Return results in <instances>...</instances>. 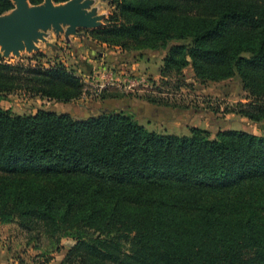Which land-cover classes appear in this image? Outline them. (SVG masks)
<instances>
[{
    "label": "trees",
    "instance_id": "1",
    "mask_svg": "<svg viewBox=\"0 0 264 264\" xmlns=\"http://www.w3.org/2000/svg\"><path fill=\"white\" fill-rule=\"evenodd\" d=\"M112 7L90 33L94 42L165 51L162 80L186 68L202 84L239 77L252 103H239L237 113L264 121V0H113ZM12 8L0 0V15ZM36 58L45 55L0 62V100L18 92L82 98L83 77L62 64L32 65ZM246 196L264 212V136L226 130L213 138L201 128L162 134L124 111L77 119L0 108V223L31 233L35 218L58 241L74 237L63 264H264V229L232 204L213 202Z\"/></svg>",
    "mask_w": 264,
    "mask_h": 264
},
{
    "label": "rangeland",
    "instance_id": "2",
    "mask_svg": "<svg viewBox=\"0 0 264 264\" xmlns=\"http://www.w3.org/2000/svg\"><path fill=\"white\" fill-rule=\"evenodd\" d=\"M11 1L13 8L0 16L9 17L17 10L19 0ZM25 1L30 8L34 7L29 0ZM49 1L54 7L70 9L69 4L73 0L67 2L44 0V2L38 6H45ZM112 1L113 0H81V6L86 10V17L92 22L90 27H73L61 24L35 30L41 31L39 33L42 34V38L40 40L36 39L35 43V47L39 49L38 51L35 49L33 51L27 50L25 41L22 42L24 48L22 51H19V53L18 51L7 52L0 46L1 60L14 64H27L29 58L36 54L43 53L45 58H36L35 61H32V65H41L46 68L56 64L65 65L81 77L85 74L83 78L84 81H86V87L90 88L88 83L89 80L86 77L88 74L83 72L87 67L81 65V63H86L84 58L89 55L91 59H95L99 63H102V65L98 64L96 66L97 68L108 67L114 69L118 74L124 72L146 74L153 81H156L154 88L146 89L140 93H133V95H154L158 96L159 99L164 100V104L170 107L166 110H168L171 115H166L165 117H173L172 119H174V122L176 123H174L176 128L173 129L170 127L171 125L168 124L171 134L180 136L188 135L190 129L197 128V125L201 127V129L208 130L213 138L216 137L219 132L226 130H244L257 136H264V121H251L250 119L239 115L237 113L238 111H236L238 110L237 105L239 103L244 105L252 103V100L248 98V93L245 91L242 80L239 77H234L217 83L209 82L202 84L196 80L193 70L191 68H186L179 77L174 76L165 80H162V78L155 80L154 75L147 72L149 69L147 70L146 68L148 67L145 66L143 69L138 65H141L142 57L140 55H144L141 54V51L122 53L119 55V57L121 56V59L124 58V60L128 62L127 64L129 66H127V68L119 69L117 66H112L109 62L107 63V61H115V59H112L111 57V52L116 51L117 49H108L106 46L97 44L92 40L90 33L105 25L113 11ZM48 47L51 48L49 49ZM148 53L149 52H147V54ZM156 53L157 54L154 56H151L152 59L160 60L164 56L165 51H158ZM118 60L119 59H117V61ZM143 64L147 63L143 62ZM130 67L135 68V70L130 69ZM149 68L154 70V68H156V62H151ZM112 91L118 90H109L107 92ZM87 94H89L87 98L94 101L93 103L89 102L88 106L90 109L88 110V106L86 105L87 98L80 99L79 102L74 101L64 103L56 100H43L41 98L30 97L23 92H18L14 95L1 98L0 108L8 109L9 111H12L14 115H30L35 114L41 109H45L59 114L69 113L77 119H84L91 115H97L100 112L111 108L104 104H97V102L101 101L100 96L96 97L92 92H88ZM111 111H116V109H112ZM138 112L139 109H135V113L132 115L135 119L140 118V113ZM152 129H154L153 131H158V133L167 134L163 133L165 126L160 127V125L155 124ZM32 181L36 182V180ZM249 198V196H246L243 201H238L237 203L233 201L226 202L223 198H219L213 202L219 208H228L226 204H232L233 206L230 208L234 214L239 217L251 218L254 225L264 229V212L257 208L254 197ZM30 221L35 228V231L31 233L21 229L19 225H17V222L0 224L6 227L11 226V228L15 225V227H19L22 231L23 236L25 235L28 237L34 249L30 263L33 261H40L42 264L48 259H57L58 264H63L70 249L77 245V240L72 236H67L58 241L57 238L48 236L47 233L49 230L44 222L37 221L35 218L30 219ZM94 230V228H91L90 232H93ZM124 245V250L128 252L129 245Z\"/></svg>",
    "mask_w": 264,
    "mask_h": 264
},
{
    "label": "crops",
    "instance_id": "3",
    "mask_svg": "<svg viewBox=\"0 0 264 264\" xmlns=\"http://www.w3.org/2000/svg\"><path fill=\"white\" fill-rule=\"evenodd\" d=\"M48 48L50 49L51 47ZM141 52H142L141 54H144L143 56L140 55L142 57L141 58L142 66L140 64L138 65L143 69L145 68V66L148 67L146 68L147 70L149 69L147 72L154 75L155 80L161 78L160 70L163 65V59L166 55V52L162 57V59L160 60H154L151 57L157 54L156 52L158 51H141ZM147 52L149 53L147 54ZM122 53H128V52H122L119 49L111 52L112 54L111 57L112 59H115V61L111 60L114 63H112L111 61H107V63L109 62L110 64H112V66H117L119 69L127 68V66H129L127 64L128 62L124 60V58L121 59V56L119 57V55ZM117 59L119 60L117 61ZM84 60H86V63H81V65L87 67L85 71L82 70L84 73L88 74L86 77L93 74L98 64L102 65V63H99L97 60L91 59L89 55H87V57H85ZM143 62H146L147 64H143ZM151 62H156V68H154V70L149 68ZM130 69L135 70V68H131V67ZM84 76L85 74L83 75V77ZM109 94L112 96L109 95L108 98L97 102V104L99 105L104 104L107 107H111L108 108L109 110L116 109V111H124L130 115H134L135 109H139L138 113H140V118L136 120H138L142 125H144L145 127H147L152 131L154 130L152 129V127H154L155 124L160 125V127L165 126L163 133H167V134H171L170 133L171 130L169 129L168 124L171 125L170 127L172 129L176 128L175 126L176 123L174 122V119H172L173 117L172 118L168 117L169 119L165 117L166 115L171 116L169 111L166 110L169 109L170 107L164 104V100L159 99L158 96H154V95L143 96V95H133V94L130 96L129 95L126 96L123 95L126 93L123 92L121 93L118 91H112L109 92ZM113 96L116 97L113 98ZM148 96H150L152 99H156L157 101L156 102L150 101L149 99L146 98ZM89 102L93 103L94 101L87 98V103H86L87 106ZM88 109H90L89 106L87 107V110ZM196 127L201 128L197 125ZM155 132L158 131L155 130ZM33 253H34V249L32 247V244L30 243V240L28 239L27 236L25 235L23 236V233L19 229V227H15V225H13L11 228V226L6 227L0 224V264H30ZM42 264H58V263H57V259H52V260L48 259L46 260V262Z\"/></svg>",
    "mask_w": 264,
    "mask_h": 264
},
{
    "label": "water",
    "instance_id": "4",
    "mask_svg": "<svg viewBox=\"0 0 264 264\" xmlns=\"http://www.w3.org/2000/svg\"><path fill=\"white\" fill-rule=\"evenodd\" d=\"M80 1L73 0L69 4L70 9H63L54 7L50 1L45 6L30 8L25 0H19L17 10L10 17L0 16V46L7 52L19 53L25 41L27 50L38 51L35 43L36 39L42 38V34L35 30L61 24L90 27L92 22L86 17V10Z\"/></svg>",
    "mask_w": 264,
    "mask_h": 264
},
{
    "label": "built area",
    "instance_id": "5",
    "mask_svg": "<svg viewBox=\"0 0 264 264\" xmlns=\"http://www.w3.org/2000/svg\"><path fill=\"white\" fill-rule=\"evenodd\" d=\"M0 53V62L1 60ZM90 88L85 87L81 99H86L92 92L94 96L99 97L109 90H118L123 93H140L146 89L154 88L156 81H153L146 74L124 72L118 74L114 69L108 67L96 68L92 75L88 76ZM86 84V83H85ZM30 264H41L40 261H33Z\"/></svg>",
    "mask_w": 264,
    "mask_h": 264
},
{
    "label": "bare ground",
    "instance_id": "6",
    "mask_svg": "<svg viewBox=\"0 0 264 264\" xmlns=\"http://www.w3.org/2000/svg\"><path fill=\"white\" fill-rule=\"evenodd\" d=\"M10 17V16H9Z\"/></svg>",
    "mask_w": 264,
    "mask_h": 264
}]
</instances>
